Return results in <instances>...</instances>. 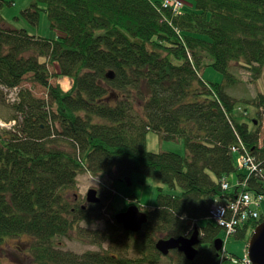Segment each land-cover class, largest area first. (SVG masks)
<instances>
[{"label":"trees","instance_id":"obj_1","mask_svg":"<svg viewBox=\"0 0 264 264\" xmlns=\"http://www.w3.org/2000/svg\"><path fill=\"white\" fill-rule=\"evenodd\" d=\"M191 1L173 11L162 0H37L22 13L37 25L45 11L59 32L53 39L0 25V99L2 87L19 86L27 74L46 88V98L21 88L13 106L21 118L14 115L13 126L0 128V244L30 236L27 264H61L54 242L76 222L78 210L66 195L82 171L115 181L141 173L180 188L177 194L158 188L139 231L118 224L97 254L111 264H159L156 242L190 236L195 227V258L176 251L169 264H219L213 241L221 228L208 219L209 209L234 199L243 180L244 191L263 200L264 139L259 141L256 116L264 113V93L240 99L226 88L236 82L233 62L246 67L252 80H264V0ZM205 66L226 82L204 80ZM52 75L72 76V88L51 84ZM148 131L183 140L185 156L149 151ZM240 143L259 169L248 174L245 168L234 190H223L225 177L236 171L233 154L234 148L241 154ZM97 192L103 198L98 206L115 197L105 188ZM130 199L141 208L136 197ZM260 204L251 206L257 217L244 221L237 237L264 220ZM204 219L215 224L199 225Z\"/></svg>","mask_w":264,"mask_h":264},{"label":"rangeland","instance_id":"obj_2","mask_svg":"<svg viewBox=\"0 0 264 264\" xmlns=\"http://www.w3.org/2000/svg\"><path fill=\"white\" fill-rule=\"evenodd\" d=\"M4 3L0 6V25L11 28H24L28 33L47 38H56L59 34L57 30L50 27L49 20L45 11H41L37 25L32 24L23 15V10L28 8L37 0H3ZM184 7L192 5L191 0H182ZM41 8H44L42 3H39ZM51 74L54 73L52 66H49ZM236 82L228 83L227 92L237 98L246 99L255 96L257 93H264V80L259 78L252 80L250 72L243 65L238 62L231 63L230 68ZM201 76L204 80L217 83H225L223 75L216 71L211 66H205L201 70ZM31 74H27L19 88L28 89L37 98H46V88L39 83L29 80ZM50 83L58 82L63 91H68L72 88L74 78L72 76H58L53 75L50 78ZM3 97L0 99V128H10L17 121L13 118L16 113L14 104L20 100L17 87L5 88L2 87ZM16 93V94H15ZM250 112L254 115L255 111L251 108ZM258 117L260 139H264V113ZM11 118V121L5 122V119ZM257 123V122H256ZM146 146L152 152H175L185 156V146L181 139L165 140L158 133L148 131L146 135ZM236 171L225 177L229 184L228 191H233L237 185V175L247 173L245 168H241V155L238 151L233 154ZM163 188L166 193L177 194L180 188H168L159 178L145 176L141 173H133L130 177V183L125 180H113L108 175L98 176L90 172H80L76 177L75 190L69 192L66 197L71 203L72 210H78L74 214L75 224L73 229L67 236L56 237L55 239V254L61 264H111L108 260L98 258V253L102 254L107 247L108 236L114 234L118 229V223L114 219L113 213L125 211L131 204L129 197H136L139 201L138 205L142 210H148L154 207L158 188ZM90 188L96 190L105 188L107 191L111 190L115 197L110 202L109 199L105 201L103 206H98L103 198L100 197V202L89 203L86 201V193ZM85 204V205H84ZM84 205V207H82ZM80 209V210H79ZM258 212L264 218V198L260 206L257 208ZM209 219V218H208ZM208 221L215 224L212 220H200L199 225L204 226ZM251 231L249 230L245 238L237 236L226 237L223 230H220L219 238L224 242V250L227 254L240 255L246 251L247 238H249ZM32 240L28 235H20L17 237L6 238L0 244V259L5 264H27L30 259L29 247ZM132 256V255H130ZM169 256L173 260L177 258L176 251L167 256L161 257L159 264H169ZM229 264V262L225 261Z\"/></svg>","mask_w":264,"mask_h":264},{"label":"water","instance_id":"obj_3","mask_svg":"<svg viewBox=\"0 0 264 264\" xmlns=\"http://www.w3.org/2000/svg\"><path fill=\"white\" fill-rule=\"evenodd\" d=\"M106 77L111 79L114 77L112 71L106 73ZM123 180L130 183V178L125 177ZM86 201L89 203L100 202L98 192L94 188H90L86 193ZM115 221L121 224L122 228L126 231L136 232L139 231L147 220L146 213L141 211L137 205H130L125 211L116 213ZM222 239L216 238L213 245L216 250L222 247ZM200 244L199 231L195 227L192 234L188 237H170L160 238L155 248L162 255H167L170 250H177L181 252L188 260H193L198 253L197 245ZM246 253L249 257L251 264H264V220L259 222L252 230L247 247Z\"/></svg>","mask_w":264,"mask_h":264},{"label":"built area","instance_id":"obj_4","mask_svg":"<svg viewBox=\"0 0 264 264\" xmlns=\"http://www.w3.org/2000/svg\"><path fill=\"white\" fill-rule=\"evenodd\" d=\"M162 7L178 11L183 8V2L181 0H162ZM239 147L241 149L242 166L246 168L249 173L256 172L259 169V164L256 162V159L247 151L242 143L239 144ZM234 150H236V148H234ZM245 181L246 180H243L238 184L240 189L234 199L226 203H215L208 211V218L217 223L226 234V237L234 234L239 226L247 219L257 217V212L252 209L251 206H257L259 202H261L262 197L253 198L250 193L244 191L246 185ZM221 188L227 190L228 184L222 182ZM222 259L223 257L221 256L219 264H222ZM229 261L231 264H251L247 253H243L242 256L231 255Z\"/></svg>","mask_w":264,"mask_h":264},{"label":"crops","instance_id":"obj_5","mask_svg":"<svg viewBox=\"0 0 264 264\" xmlns=\"http://www.w3.org/2000/svg\"><path fill=\"white\" fill-rule=\"evenodd\" d=\"M11 89V88H10ZM17 89H18V92L20 91V88H19V86H17ZM18 92H17V94H18ZM235 151H237V150H235ZM234 151V152H235ZM241 155V154H240ZM240 160H241V158H240ZM128 178H130V177H128ZM223 182H226L227 184H228V182L226 181V180H224ZM240 183V182H239ZM238 183V184H239ZM229 184H228V189H229ZM227 189V190H228ZM128 200L130 201V197L128 198ZM130 205H134V204H130ZM129 205V206H130ZM155 206V205H154ZM139 208V207H138ZM141 211H143V212H145L146 213V210L144 211V210H142L141 208H139ZM151 209V208H150ZM149 210V209H148ZM114 216H115V213L113 214ZM115 219V218H114ZM117 223V222H116ZM119 225H121V224H119ZM122 227V226H121ZM222 230V229H221ZM252 232V231H251ZM236 234V232L234 233V234H232L231 236H236L235 235ZM188 237V236H187ZM229 237V236H228ZM163 238V237H162ZM218 238H219V236H218ZM249 240V239H248ZM247 243H248V241H247ZM214 246V245H213ZM215 248V247H214ZM216 250V249H215ZM174 251H177V250H174ZM218 253H219V263H220V259H221V256L223 257V259H222V264H227V263H225V261H227V262H229V257L231 256V255H233V254H227L226 253V251L224 250V242L222 243V247H221V249L220 250H216ZM177 252H179V251H177ZM160 253V252H159ZM172 253V250H170L169 251V253L167 254V255H170ZM179 253H181V252H179ZM161 254V253H160ZM182 254V253H181ZM162 255V254H161ZM167 255H162V256H167ZM234 256H236V255H234ZM230 264V263H229Z\"/></svg>","mask_w":264,"mask_h":264},{"label":"flooded vegetation","instance_id":"obj_6","mask_svg":"<svg viewBox=\"0 0 264 264\" xmlns=\"http://www.w3.org/2000/svg\"><path fill=\"white\" fill-rule=\"evenodd\" d=\"M85 205V204H84ZM84 205L82 207H84Z\"/></svg>","mask_w":264,"mask_h":264},{"label":"bare ground","instance_id":"obj_7","mask_svg":"<svg viewBox=\"0 0 264 264\" xmlns=\"http://www.w3.org/2000/svg\"><path fill=\"white\" fill-rule=\"evenodd\" d=\"M1 122V121H0ZM248 174H250V173H248Z\"/></svg>","mask_w":264,"mask_h":264}]
</instances>
